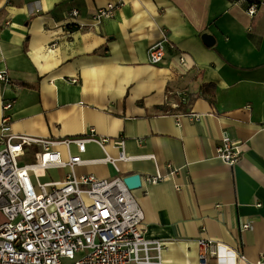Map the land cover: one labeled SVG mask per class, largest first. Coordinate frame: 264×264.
<instances>
[{
	"label": "crops",
	"instance_id": "0c3cea01",
	"mask_svg": "<svg viewBox=\"0 0 264 264\" xmlns=\"http://www.w3.org/2000/svg\"><path fill=\"white\" fill-rule=\"evenodd\" d=\"M250 1L259 5L253 18L230 0H0V70L10 77L0 82V124L9 117L14 134L52 140L91 130L109 138L104 148L87 144L83 159L97 163L76 175L141 176L133 194L147 237L166 245L164 264H200L203 238L243 254L240 264H264V0ZM109 3L122 6L95 22L91 12ZM164 36L173 48L151 65L148 49ZM223 131L241 145L233 167L217 156ZM121 141L132 159L117 169L100 162L118 158ZM157 170L167 178L146 183Z\"/></svg>",
	"mask_w": 264,
	"mask_h": 264
},
{
	"label": "built area",
	"instance_id": "2783aa9c",
	"mask_svg": "<svg viewBox=\"0 0 264 264\" xmlns=\"http://www.w3.org/2000/svg\"><path fill=\"white\" fill-rule=\"evenodd\" d=\"M246 5L245 11L255 17L259 5L250 0H230ZM122 4L109 3L93 10L91 18L102 22L115 16ZM71 15H79L73 10ZM56 43L51 46L56 48ZM167 47L173 48L164 38L150 46L148 59L151 65L164 63ZM178 64L188 68L185 54L180 53ZM0 82L9 83L10 77L0 70ZM182 96V103L186 97ZM13 103L4 104L10 110ZM89 142L104 148L109 138H98L91 130L84 137L52 140L29 135L14 134L10 118L0 124V212L4 222L0 225V264H162L166 245L161 240L149 239L144 212L124 183L122 176L99 179L94 175L77 176L76 168L87 163L82 155ZM71 146L77 149L70 152ZM66 148L64 156L59 148ZM118 158L107 157L100 162L117 169L119 161H130L125 155L124 142ZM30 150L32 161H25ZM218 158L229 166H236L242 149L223 131L217 149ZM155 159L154 156H148ZM23 162V164H21ZM69 170L63 181H46L50 170ZM168 175L178 169L166 164ZM168 175L160 170L146 176L148 184H158ZM246 224L243 229H249ZM200 264H240L243 254L212 239L198 240ZM80 256V257H78Z\"/></svg>",
	"mask_w": 264,
	"mask_h": 264
},
{
	"label": "water",
	"instance_id": "95a60500",
	"mask_svg": "<svg viewBox=\"0 0 264 264\" xmlns=\"http://www.w3.org/2000/svg\"><path fill=\"white\" fill-rule=\"evenodd\" d=\"M203 39L208 46H211L214 43L212 37L209 35H205ZM124 183L130 190H136L142 186V178L139 174L126 176L124 178Z\"/></svg>",
	"mask_w": 264,
	"mask_h": 264
},
{
	"label": "rangeland",
	"instance_id": "374dc122",
	"mask_svg": "<svg viewBox=\"0 0 264 264\" xmlns=\"http://www.w3.org/2000/svg\"><path fill=\"white\" fill-rule=\"evenodd\" d=\"M21 164H23V162H21ZM78 257H80V256H78ZM66 262V264H70V262L69 261H65Z\"/></svg>",
	"mask_w": 264,
	"mask_h": 264
},
{
	"label": "bare ground",
	"instance_id": "6f19581e",
	"mask_svg": "<svg viewBox=\"0 0 264 264\" xmlns=\"http://www.w3.org/2000/svg\"><path fill=\"white\" fill-rule=\"evenodd\" d=\"M162 264H164V262Z\"/></svg>",
	"mask_w": 264,
	"mask_h": 264
}]
</instances>
